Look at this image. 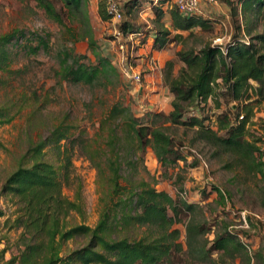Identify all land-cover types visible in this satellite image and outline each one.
Returning a JSON list of instances; mask_svg holds the SVG:
<instances>
[{
	"label": "trees",
	"instance_id": "1",
	"mask_svg": "<svg viewBox=\"0 0 264 264\" xmlns=\"http://www.w3.org/2000/svg\"><path fill=\"white\" fill-rule=\"evenodd\" d=\"M32 1L49 20L70 33L72 42L86 40L95 59V63L87 64L86 55L64 47L57 52L56 77L71 85L111 86L117 80V71L109 57L98 52L90 26L88 0ZM220 1L229 6L233 22L238 23L236 30L241 33L233 37L223 52L211 45L198 52L178 51L179 74L169 84V75L166 77L165 85L173 95L169 114L146 112L140 118L129 106L115 103L98 124L96 146L85 131L64 123L53 127L45 136L27 137L16 166L0 188L1 197L14 208L13 218H7L3 225L8 231H19L14 243L16 254H11L6 264H234L236 260L248 264L251 261L252 250L244 235L247 231L235 230L224 223L217 231L215 218L206 215L199 205L186 201L182 190L173 198L163 190L158 191L154 178L145 180L142 176L146 171L144 154L148 151L163 170L186 161L169 132L171 127L192 131V145L208 147L214 155H227L228 169L264 175V151L258 146L264 143V119L258 124L260 129L253 128L257 124L253 118L264 106V0ZM151 2L157 29L141 32L126 22L119 27L124 33L141 36L142 42L147 41L152 31L151 51H164L182 39V32L190 35L194 29L210 30L208 20L198 15L182 16L173 9V34L161 24L162 7L168 0H158V5ZM140 5L139 0H129L125 8L130 13ZM64 14L70 22L79 21L82 35L76 37V30L66 28ZM98 14L105 22L111 17L101 1ZM259 24H263L262 32L254 34ZM242 35L249 37V43L243 42ZM22 40L26 42L19 46ZM46 41L38 34L19 30L0 36V91L12 87L11 81L22 79L25 74L20 68L11 69L10 51L21 47L35 54L48 49ZM27 100L22 95L16 102L0 105V128L13 121L22 109L18 103ZM209 101L218 109L220 101H226L229 109L209 114ZM0 152H8L1 142ZM76 153L88 159L98 178V220L93 227L83 224L86 213L82 184L75 176L73 165ZM64 189H72L73 196L67 197ZM210 193H215L220 201L227 199L217 186ZM207 195L204 189L202 197ZM3 217L5 213L0 209V218ZM74 217L81 223L71 225L69 222ZM181 217L187 220L183 243L176 227L182 223ZM209 234L213 235L212 239ZM77 239H82L83 244L63 253L67 244ZM7 251L8 248L0 252L2 259Z\"/></svg>",
	"mask_w": 264,
	"mask_h": 264
},
{
	"label": "rangeland",
	"instance_id": "2",
	"mask_svg": "<svg viewBox=\"0 0 264 264\" xmlns=\"http://www.w3.org/2000/svg\"><path fill=\"white\" fill-rule=\"evenodd\" d=\"M118 1L122 19L119 23L109 21L106 22L107 24L99 17L94 0L88 1L90 26L98 52L109 57L117 71V80L113 81L111 86L102 88L67 84L61 82L55 75V71L58 70L57 52L64 47L73 48L75 53L86 55L87 64L95 63L86 40L72 42L70 33L49 20L32 0H0V36L19 30L26 34H38L46 38L48 43L47 50L41 49L35 54H29L21 47H14L10 51L11 69L20 68L25 74L22 79L11 81L12 87L0 91V105L16 102L21 99L22 95L28 100L19 102L18 108L22 109L14 115L10 124L0 128V142L8 150V152H0V188L4 178L16 166V160L23 152L28 136H45L53 127L64 123L75 126L78 131H85L87 138L92 140L91 143L96 146L98 124L115 103L129 106L132 112L140 118L146 112L169 114L172 111L173 95L168 85L165 84L168 75L167 83L169 84L179 74L181 64L176 58L178 51L198 52L205 46L211 45L220 47L223 52L233 41V37H238L241 33L236 30L238 23L233 22L227 4L220 0L214 3L200 0V15L198 16L208 20L210 30L194 29L190 35L188 32H182V39L168 45L162 52L151 51L150 41L142 42L140 38L127 40L129 48L127 64L136 74L140 75L139 82L129 81L123 76L121 63L115 52L116 46L113 43L115 28L119 29L124 22L141 32L157 29L158 26L155 23L151 0H139L142 5L130 13H127V8H125L129 0ZM56 7L60 9L58 2H56ZM173 9L167 7L161 21L163 27L171 32V10ZM65 18L64 14L66 28L76 30L78 34L76 37L82 35V25L79 21L70 22ZM238 21L240 23L239 19ZM256 27L254 34L261 33L263 24ZM25 42L22 40L19 46H24ZM36 44L32 42V46ZM208 106L211 112L209 114H217L229 109L226 101H220V109L211 101L208 102ZM262 119H264V106L253 118V122L257 123L254 129H260L258 124ZM169 132L186 156V161H181L177 166L163 170L158 166L154 155L148 151L144 154L146 168L142 174L144 179L154 178L158 191L163 190L173 198H177L178 192L182 190L186 201L199 205L206 215L215 218L217 231L218 228L223 227L222 223L234 226L235 230L247 231L244 234L245 239L252 250V258L248 264H264V222L260 220H264V175L247 174L240 170L228 169L226 167L227 155H214L213 150L208 147L192 145V131H185L182 127H171ZM258 146L264 151V143ZM197 162L198 164L192 167ZM73 165L75 176L81 180L82 184L86 213L83 224L93 227L98 220L97 174L88 159L78 153L74 154ZM262 172L264 174V168ZM213 186L220 188L227 197L225 201H220L215 193H210ZM204 189L208 194L207 198L202 197ZM63 193L70 198L73 196L72 189H64ZM0 209L5 213V217L0 218V252L8 248L4 258L0 256V264H6L10 255L16 254L14 243L19 231H8L3 225L7 218H13L14 208L6 202L5 198L1 197V194ZM183 220L182 223L176 225L180 230L182 243L185 235L184 225L187 222L185 218ZM244 220L246 222L251 220L248 228L241 227ZM69 223L72 225L81 222L80 219L74 217ZM208 237L212 239L213 235L209 234ZM82 244V239L69 242L63 253ZM259 255L263 258L259 259ZM214 258H216L215 255ZM234 264L247 263L236 260Z\"/></svg>",
	"mask_w": 264,
	"mask_h": 264
},
{
	"label": "built area",
	"instance_id": "3",
	"mask_svg": "<svg viewBox=\"0 0 264 264\" xmlns=\"http://www.w3.org/2000/svg\"><path fill=\"white\" fill-rule=\"evenodd\" d=\"M105 5L106 12L111 16L109 21L119 23L122 19L120 2L118 0H99ZM208 2L214 3L216 0H206ZM199 4L200 0H168L167 7L174 9L182 16H191V15H200L199 12ZM153 5H158V0H153ZM108 21V22H109ZM114 40L113 43L116 46L115 52L119 59V63H121V69L124 78L129 81H140V75L136 74L132 67L127 64V56H128V45L127 40L137 39L141 36L134 35L132 33H124L122 30L115 28L114 32ZM243 42L249 43V37L242 35ZM139 39V40H140ZM259 219V218H258ZM264 222V220L260 219ZM242 228H248L247 222L244 220L241 225Z\"/></svg>",
	"mask_w": 264,
	"mask_h": 264
},
{
	"label": "crops",
	"instance_id": "4",
	"mask_svg": "<svg viewBox=\"0 0 264 264\" xmlns=\"http://www.w3.org/2000/svg\"><path fill=\"white\" fill-rule=\"evenodd\" d=\"M89 1V0H88ZM153 1V0H152ZM94 3H95V5H96V8H97V12H98V5H99V0H94ZM166 5H167V3H166ZM166 5L164 6V7H162V10H163V12H164V10H165V7H166ZM99 15V14H98ZM100 17V16H99ZM102 22V21H101ZM105 22V21H104ZM104 22H102V24H104ZM106 23V22H105ZM107 24V23H106ZM173 34H174V32H172ZM153 37L154 36H152V31L150 32V34L148 35V39H146L147 41H150L151 42V45H152V42H153Z\"/></svg>",
	"mask_w": 264,
	"mask_h": 264
}]
</instances>
